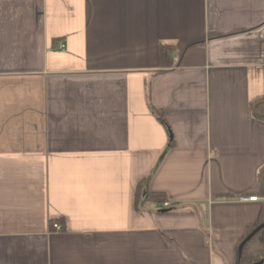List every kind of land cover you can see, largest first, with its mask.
Instances as JSON below:
<instances>
[{"label": "crops", "instance_id": "0c3cea01", "mask_svg": "<svg viewBox=\"0 0 264 264\" xmlns=\"http://www.w3.org/2000/svg\"><path fill=\"white\" fill-rule=\"evenodd\" d=\"M262 104L264 0H0V264H235Z\"/></svg>", "mask_w": 264, "mask_h": 264}, {"label": "trees", "instance_id": "16d2710c", "mask_svg": "<svg viewBox=\"0 0 264 264\" xmlns=\"http://www.w3.org/2000/svg\"><path fill=\"white\" fill-rule=\"evenodd\" d=\"M172 48L171 45L161 44L159 47V59L161 66L170 65V62L166 60L167 53ZM258 110L264 114V104L258 107ZM261 187L264 192V178H259ZM169 202L168 196L164 192H153L146 190L144 185L140 183L137 187L136 192V209L141 210L142 208L158 207L159 210L167 209L164 213L171 214L176 213L177 210L170 205H165ZM161 213V212H160ZM264 222V208L260 217L259 223L252 227L244 239L260 224ZM243 239V240H244ZM241 244V243H240ZM264 258V227L258 231L243 247L240 264H253L259 262Z\"/></svg>", "mask_w": 264, "mask_h": 264}, {"label": "water", "instance_id": "95a60500", "mask_svg": "<svg viewBox=\"0 0 264 264\" xmlns=\"http://www.w3.org/2000/svg\"><path fill=\"white\" fill-rule=\"evenodd\" d=\"M256 109V108H255ZM264 116V114H262ZM260 176L264 178V168L260 173ZM167 209H162L159 210V212L164 213ZM264 227V222L262 224H260L259 226H257L239 245L238 250H237V257H236V263L235 264H240L241 261V256H242V251H243V247L245 246V244L258 232L260 231L262 228ZM253 264H264V258L262 260H260L259 262L253 263Z\"/></svg>", "mask_w": 264, "mask_h": 264}, {"label": "built area", "instance_id": "2783aa9c", "mask_svg": "<svg viewBox=\"0 0 264 264\" xmlns=\"http://www.w3.org/2000/svg\"><path fill=\"white\" fill-rule=\"evenodd\" d=\"M59 48H60V49H63L64 46H63V45H60ZM241 200H242V201H263V202H264V196H262V197H259V196H252V197H249V198H247V197H243V198H241ZM165 205L167 206L168 204H165ZM53 227H54L56 230H61V229H62V226H61L59 223H55V224H53Z\"/></svg>", "mask_w": 264, "mask_h": 264}]
</instances>
